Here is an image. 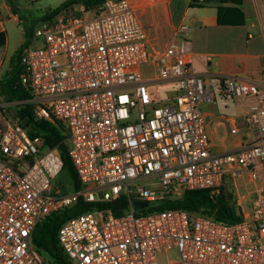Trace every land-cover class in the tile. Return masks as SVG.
<instances>
[{"label": "built area", "instance_id": "built-area-1", "mask_svg": "<svg viewBox=\"0 0 264 264\" xmlns=\"http://www.w3.org/2000/svg\"><path fill=\"white\" fill-rule=\"evenodd\" d=\"M74 6L41 21L33 31L39 47L20 56L29 99L0 101V264H48L32 244L34 229L79 197L98 208L57 231L71 264H264V89L251 77L221 79L223 99L247 104L228 129L242 134L239 146L215 153L201 112L212 91L207 77L190 69V43L149 48L127 0L90 11ZM143 67L157 73L145 79ZM163 85L176 94L153 100L151 89ZM22 108L63 130L82 190L63 195L54 186L62 161L28 135ZM199 190L230 194L239 220L141 212ZM120 198L125 207L115 216L110 205ZM135 201L148 206L135 209Z\"/></svg>", "mask_w": 264, "mask_h": 264}, {"label": "crops", "instance_id": "crops-1", "mask_svg": "<svg viewBox=\"0 0 264 264\" xmlns=\"http://www.w3.org/2000/svg\"><path fill=\"white\" fill-rule=\"evenodd\" d=\"M18 5L35 6L68 0H15ZM144 28L149 48L161 50L169 41L186 39L190 43V69L205 75L212 91V102L203 103L201 112L207 125L211 150L222 153L237 148L242 134L231 136L229 126L240 121L247 101L223 99L220 89L223 77H251L264 89V0H240V5L220 0H127ZM195 3V4H192ZM75 6L83 7L77 3ZM10 13V6H2ZM237 8L242 13L229 12L225 20H242L240 25H218L217 8ZM18 10V9H17ZM181 26L188 30L178 32ZM0 32H4L0 20ZM6 37V34H5ZM1 64V61H0ZM1 66V65H0ZM143 67V77L150 79L157 67ZM174 89V85H163ZM159 88H153L157 90ZM167 96L158 101H164Z\"/></svg>", "mask_w": 264, "mask_h": 264}, {"label": "trees", "instance_id": "trees-1", "mask_svg": "<svg viewBox=\"0 0 264 264\" xmlns=\"http://www.w3.org/2000/svg\"><path fill=\"white\" fill-rule=\"evenodd\" d=\"M105 1L106 0H68L61 4L60 7L46 12L41 18V21L49 19L67 6L81 3L86 11H90L101 6ZM228 1L233 2L235 5H240L241 3L240 0H220L221 4H226ZM217 11L218 25H240L243 23L242 20H225L223 18L224 15L229 12H234V14L237 13L240 17H242L243 15L240 10L235 7L226 9L218 7ZM32 30V27L24 28L25 42L13 54L10 60L9 71L0 77V96L5 97L8 101H25L29 99L27 91L20 84L19 75L22 70L20 65V56L23 50L28 47L32 38ZM5 43V33L0 32V48L3 47ZM27 107L30 110V106L27 105ZM24 125L27 127V133L29 136L40 137L46 148L54 150L59 155L62 161L63 173L66 174V166L70 167L73 173V179H68L71 182L72 191L77 192L82 190L83 186L77 179L76 172L67 155V146L65 144L67 137L64 135L63 130L60 127L48 122L35 121L32 116H30L29 121H24ZM110 207L112 208V212L115 216L121 215L125 207L123 198H120L117 202L112 203ZM96 208H98L97 204L85 203L83 198L79 197L74 207L62 212L52 213L36 225L32 236V244L36 251L46 258V263L71 264L58 244L57 231L66 219ZM164 210H180L192 215L210 217L223 224H232L239 220V216L236 213L234 202L230 194L222 193L217 198H213L206 190L186 191L180 198L165 200L154 205L149 211L159 212ZM217 210L222 212L224 215L223 219L214 217V213Z\"/></svg>", "mask_w": 264, "mask_h": 264}, {"label": "rangeland", "instance_id": "rangeland-1", "mask_svg": "<svg viewBox=\"0 0 264 264\" xmlns=\"http://www.w3.org/2000/svg\"><path fill=\"white\" fill-rule=\"evenodd\" d=\"M10 6V13L3 9L2 6ZM61 6V3L56 1L50 3H41L35 6L29 5H18L15 0H0V20L3 25L6 34V43L3 47L0 48V77L9 71L10 69V60L13 54L20 48V46L25 42L24 28H33L32 38L28 44L29 49H35L39 47V41L33 37V31L39 27L41 23V18L43 15L55 8ZM16 8V11H13L12 8ZM18 9V10H17ZM75 12H78L79 7L74 6ZM159 88V87H157ZM210 88L213 87L211 86ZM174 89L169 87H161L157 90H153L150 93V96L153 100H161L165 97L172 96L174 94ZM0 101L2 102H12L8 101L3 96H0ZM12 108V107H9ZM54 186L57 187L63 195L72 193V185L65 173H60L55 181ZM153 208V204H150L148 208L141 211L142 213L148 212ZM174 255V252L171 253ZM41 257L46 261V258L41 255Z\"/></svg>", "mask_w": 264, "mask_h": 264}, {"label": "water", "instance_id": "water-1", "mask_svg": "<svg viewBox=\"0 0 264 264\" xmlns=\"http://www.w3.org/2000/svg\"><path fill=\"white\" fill-rule=\"evenodd\" d=\"M13 11H16V8H12ZM19 117L21 120H30V115H29V112H28V109L27 108H22L20 111H19ZM65 171H66V174L68 176V178L70 180L73 179V173H72V170L70 169L69 166H66L65 167ZM148 204L146 202H139V201H135L133 202V207L135 209H143L145 207H147ZM214 217L218 218V219H223L224 218V215L222 214V212L220 210H217L215 213H214ZM49 264V263H48Z\"/></svg>", "mask_w": 264, "mask_h": 264}]
</instances>
